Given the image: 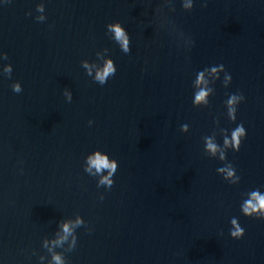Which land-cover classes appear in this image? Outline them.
<instances>
[{"label":"water","instance_id":"water-1","mask_svg":"<svg viewBox=\"0 0 264 264\" xmlns=\"http://www.w3.org/2000/svg\"><path fill=\"white\" fill-rule=\"evenodd\" d=\"M39 2L0 5V51L12 65L0 78V264H38L41 238L77 213L91 232L76 230L69 264H264V221L238 209L242 193L264 190V0H194L190 12L180 0H43L46 20L37 22ZM112 21L129 34L127 55L105 36ZM177 29L194 41L189 50L177 47ZM101 47L117 68L104 86L79 63ZM216 64L231 84L217 81L209 107L193 108L195 71ZM236 91L246 138L227 153L241 177L229 186L202 137L214 118L235 127L222 101ZM93 148L118 163L102 201L81 168ZM233 216L239 240L228 236Z\"/></svg>","mask_w":264,"mask_h":264},{"label":"clouds","instance_id":"clouds-1","mask_svg":"<svg viewBox=\"0 0 264 264\" xmlns=\"http://www.w3.org/2000/svg\"><path fill=\"white\" fill-rule=\"evenodd\" d=\"M10 3L11 0H0V5ZM180 6L183 11L190 12L194 6V0H180ZM206 6V0L202 3ZM173 11V9L171 10ZM36 15L33 19L37 22H44L45 4L43 0L35 4ZM30 13L26 12L25 15ZM171 23V21H170ZM172 24V23H171ZM173 25V24H172ZM174 28H176L173 25ZM105 36L114 44L120 52L127 55L130 52V39L127 30L119 21H112L104 25ZM178 30V29H177ZM184 37L183 41L177 43L178 48L189 50L194 41L186 36L182 31L178 30ZM110 49L101 47L95 51V59H81L80 67L84 70L85 76L89 77L95 84L104 86L117 71L116 65L111 58ZM8 56L5 52L0 51V78L10 77L12 73V65L5 61ZM219 81L221 87L228 89L232 82V77L227 72L223 64L209 65L195 71L191 79V105L193 108H208L210 98L215 94V85ZM13 93H20L22 87L19 81L14 80L11 85ZM62 95L66 102H71L72 92L68 88L62 89ZM225 99L222 101L224 108V116L229 124H235V127H219L216 118L213 119V131L209 135L202 137V152L209 158L217 160L221 166L216 168V174L222 178L229 186H235L240 183L241 177L237 173L233 163L227 159L229 151L235 153L240 150L241 142L246 138V129L242 123H236V113L240 104L245 100L244 95L239 92H226ZM88 126L93 124L89 119ZM189 131V125L183 123L179 127L181 134ZM219 137V140L217 139ZM82 171L95 180L97 189H103L98 192L97 199L102 201L105 193H111L114 188V182L118 176V163L115 158L111 157L108 152L101 148H93L86 152L81 163ZM19 171H23L20 169ZM240 215L246 218H255L264 221V190L254 188L241 194L238 204ZM228 236L231 239L239 240L244 235V228L240 225L238 218L233 216L228 221ZM84 226L85 231L91 232V228L87 226L80 214L72 217H64L57 221L56 230L51 236H44L40 240V247L47 256L36 255L35 250L32 254L36 255L38 264H69L66 253H71L78 244L77 229Z\"/></svg>","mask_w":264,"mask_h":264}]
</instances>
